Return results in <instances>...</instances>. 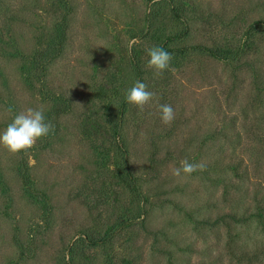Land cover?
<instances>
[{"label":"trees","instance_id":"trees-1","mask_svg":"<svg viewBox=\"0 0 264 264\" xmlns=\"http://www.w3.org/2000/svg\"><path fill=\"white\" fill-rule=\"evenodd\" d=\"M249 2L264 7V0ZM143 3L130 18L132 38L170 52V67L156 77L134 41L121 80L107 79L79 102L69 56L76 45L91 52V25L105 0H0V133L28 108L43 110L54 125L27 152L12 155L0 145V264H117L110 244L123 232L129 252L118 264H143L138 240L149 238L152 264H264V16L237 44L223 46L201 40L212 16L196 11L194 0ZM110 56L106 51L98 63ZM206 68L215 124L202 138L180 139L187 118L173 107L172 124L161 122L160 90L174 70ZM137 81L154 93L143 111L125 99ZM240 90L245 100L237 104ZM235 107L240 130L235 114L228 117ZM183 160L206 170L182 182L170 169ZM195 178L203 198L190 188ZM108 201L98 228V204ZM166 208L181 213L201 246L154 225L155 212Z\"/></svg>","mask_w":264,"mask_h":264},{"label":"rangeland","instance_id":"rangeland-1","mask_svg":"<svg viewBox=\"0 0 264 264\" xmlns=\"http://www.w3.org/2000/svg\"><path fill=\"white\" fill-rule=\"evenodd\" d=\"M250 0H194L196 11L206 12L211 14L210 22L212 26H208L206 31L202 33V41L212 42L220 45H235L241 40L243 32L246 30L248 25L258 19L259 16H264V7L253 6ZM143 0H105L103 7L95 12V22L91 25L92 33L89 36L92 44L91 52L87 53L83 48H78L76 45L69 56V61L72 66H76L74 72L69 71V76L74 73L73 79L70 85L74 94L77 96V101L80 102L88 95L92 94L95 87H106L104 84L106 80L112 81L113 83L119 82L124 73V62L128 56V49L136 39H133V33L130 32L129 23L131 17L135 14V8L137 11L142 10ZM221 15V16H219ZM217 22H220L216 24ZM89 29H86L88 31ZM200 40V41H201ZM138 47L143 50L146 54L148 50L155 47L153 43L148 41H138ZM109 52L111 54L110 60L106 64H99L102 60V56ZM81 58V65L76 64L75 59ZM97 61V62H96ZM79 66V67H78ZM59 67V66H58ZM206 67V66H205ZM69 69H73L70 68ZM209 70L202 69L198 72L183 75L180 71H172L171 78L168 84L161 88L163 94L162 103L169 104L175 107L176 111L180 109L182 117L187 118L186 123L188 127L183 128L180 139L188 136L191 133L194 138L204 137L205 132L209 130V127L215 124L216 113L210 110L209 105V94L207 93L209 83H206L207 77L213 75L208 73ZM219 74L223 75L221 71ZM75 81V83H74ZM205 81V83H204ZM225 82L230 80L224 77ZM213 82V80H211ZM74 83V84H73ZM65 85L62 84V89L65 90ZM116 85V84H115ZM154 89L153 84L150 85ZM213 88V87H211ZM156 89V88H155ZM177 98V99H176ZM245 100V92L243 90L238 91L237 104L243 103ZM161 104L158 102V105ZM162 105V104H161ZM232 109L231 113H228V117L231 114H235V129L240 130L238 124L241 122L242 116L239 111ZM250 118L252 110L249 112ZM192 130V131H190ZM247 137L245 134H241ZM77 142H79L77 140ZM82 142H79V146ZM195 148L194 152L197 153ZM31 153V152H29ZM49 162L52 163V160ZM254 162L250 159V165ZM32 164V161H31ZM47 164V163H46ZM260 167V175L258 178L264 189V154L258 161ZM172 174V168L170 169ZM77 180V177L75 178ZM182 182L186 178L181 179ZM207 186L209 185L206 183ZM190 188L195 192L196 190L200 193V198H203V185L199 179L195 178L190 182ZM264 191V190H263ZM91 206L95 203L94 197L90 195H82ZM187 204V198L184 197ZM111 201V200H110ZM110 202H107V207L102 204H98L97 211L101 213V221L98 223V228L101 227L103 220L109 215ZM153 223L159 229L168 230L172 234H181V240L195 238L197 239V246H201V242L198 236L192 232V225L184 223L180 212L172 211L171 208H166L163 211L155 212ZM128 234L122 233L117 235L112 240L110 245L113 249L112 258L115 263H119L122 258L126 257L129 252L127 239ZM152 239L145 241L138 240L139 244H142L143 264H152L150 246ZM54 246V245H53ZM215 251L216 249L213 248ZM54 251V248L51 249ZM202 259V256H196L195 261Z\"/></svg>","mask_w":264,"mask_h":264},{"label":"clouds","instance_id":"clouds-1","mask_svg":"<svg viewBox=\"0 0 264 264\" xmlns=\"http://www.w3.org/2000/svg\"><path fill=\"white\" fill-rule=\"evenodd\" d=\"M157 3L158 0H152ZM150 11V9H149ZM149 57L147 67L154 71L156 77H161L165 70L170 67L173 56L162 47H152L148 50ZM154 97V93L147 90V85L137 81L125 96L126 102L136 107L140 111L149 105ZM160 119L165 125H171L176 118L173 107L169 104L160 105ZM54 133V125L45 122L43 110L28 108L17 114L3 133H0V145L10 154L18 155L20 152H27L35 146L37 141L43 137ZM206 170L203 163L194 164L188 160H183L180 167L172 170V175L176 178L184 179L192 173Z\"/></svg>","mask_w":264,"mask_h":264}]
</instances>
